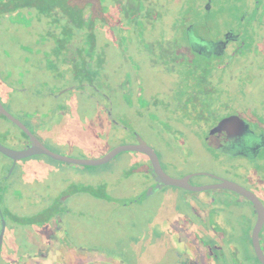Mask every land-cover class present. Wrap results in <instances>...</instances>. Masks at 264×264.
I'll return each instance as SVG.
<instances>
[{
    "label": "rangeland",
    "instance_id": "374dc122",
    "mask_svg": "<svg viewBox=\"0 0 264 264\" xmlns=\"http://www.w3.org/2000/svg\"><path fill=\"white\" fill-rule=\"evenodd\" d=\"M134 2L154 16L152 28L138 11L127 22L132 34L102 35L110 44L106 60H78L77 41L65 60H51L39 46L21 47L33 41L32 31L0 26L4 103L32 129L40 124L37 131L58 154L99 159L141 137L171 176L215 174L264 202V141L248 156L223 154L208 141L211 130L234 115L264 138V0ZM226 34L237 40L224 53L195 49ZM94 81L96 87L82 85ZM24 137L0 115L1 143L21 150ZM149 161L136 151L99 166L37 155L11 171V160L0 153L6 222L0 264H260L251 242L255 211L247 199L226 189L157 185ZM212 181L202 174L191 183ZM261 244L264 249V229Z\"/></svg>",
    "mask_w": 264,
    "mask_h": 264
},
{
    "label": "trees",
    "instance_id": "16d2710c",
    "mask_svg": "<svg viewBox=\"0 0 264 264\" xmlns=\"http://www.w3.org/2000/svg\"><path fill=\"white\" fill-rule=\"evenodd\" d=\"M128 8L132 10L131 14L127 11ZM138 11L139 8L134 0H0V26L5 32L12 30L11 25L32 31L30 36L32 39L33 36L35 37L33 41L24 40L21 47L26 51L28 48L36 49L39 46L37 49L39 54L45 56L47 54L46 57L51 60L56 58L65 60L71 45L77 41L74 50L77 59L91 62V60H106L104 52L110 44L108 40L104 41L103 37L105 40L109 37L111 40H116V35L120 38L132 34L130 32L132 28H129L127 22L129 17H135ZM139 12L141 16L145 14L143 16L147 20L146 27L151 29L150 20L154 16L149 9L144 8ZM133 34H136V31ZM131 41L134 43L135 38L133 37ZM164 50L165 56L168 57V50L166 48ZM119 82L122 83L121 80ZM94 84L95 81L91 84L82 83L96 87ZM0 217L4 218L2 210Z\"/></svg>",
    "mask_w": 264,
    "mask_h": 264
},
{
    "label": "water",
    "instance_id": "95a60500",
    "mask_svg": "<svg viewBox=\"0 0 264 264\" xmlns=\"http://www.w3.org/2000/svg\"><path fill=\"white\" fill-rule=\"evenodd\" d=\"M0 112L7 116L9 119H11L13 122H15L30 138V145L21 150L9 148L0 142V152L14 161L13 167L15 166L18 160L37 155H45L57 161L68 162L77 165L99 166L111 162L122 152L136 151L144 153L148 156L154 173L157 175L163 185L179 187L192 192H199L210 189H226L247 198L249 201L252 202L257 213V219L252 231V245L258 260L261 262V264H264V250L261 244V232L264 229V203L262 199L251 189L237 182L227 180L223 177H219L215 174H210L206 172H195L182 177H173L168 174L164 169L157 151L141 137L139 138V141L135 144H120L114 147L112 150H110L108 153H106L103 157L99 159H82L61 155L53 151L49 146H47L43 141H41L29 129L26 124H24L21 120H19L12 113H10L3 105L1 99ZM249 132H252V130L245 119L236 115L228 116L227 118L221 120L220 123L214 129L211 130L210 136L208 137V141L212 145H214L215 148L226 150L227 148L233 146L231 144V140L234 136L246 135ZM262 141H264V138ZM202 174H208L210 176L218 178L220 179V182L203 186H195L190 182V179L192 177ZM2 221V229L0 231V252L3 246L4 234L6 231L5 219L3 218Z\"/></svg>",
    "mask_w": 264,
    "mask_h": 264
},
{
    "label": "flooded vegetation",
    "instance_id": "af4514ba",
    "mask_svg": "<svg viewBox=\"0 0 264 264\" xmlns=\"http://www.w3.org/2000/svg\"><path fill=\"white\" fill-rule=\"evenodd\" d=\"M234 40V41H233ZM237 40V37H236V35H234V34H226L225 36H223V38L221 39V40H217V41H213V42H203L202 41V43L201 44H197L196 43V45H195V49L196 50H199V51H204V52H213V50H217L218 52H220V53H224V52H226L227 51V49L230 47V45H232L235 41ZM72 91V90H71ZM2 92H1V86H0V99H1V101H2V103H3V105L5 106V108L10 112V113H12L15 117H17L19 120H21L24 124H26L28 127H29V129L41 140V141H43L45 144H46V142L44 141V139H43V137L40 135V133H39V130L37 131V128H38V126L40 127V124L39 125H37L38 123H36V122H38V121H36V120H38L37 118H36V120H34V122L36 123L34 126H36L37 128H36V130L35 129H32L31 128V126L28 124V122L26 121V120H24V119H22L21 117H19L17 114H15V113H13L11 110H9L8 109V107L6 106V104L4 103V101H3V99H2V94H1ZM65 93V92H64ZM64 93H60L59 95H56L55 96V94H53L52 96L53 97H55V98H59V97H62L63 96V94ZM72 104V102H70L69 100H68V104ZM62 111V109H56V111ZM0 115L1 116H3L4 118H6L11 124H13V125H15L16 127H18L19 129H21L15 122H13L11 119H9L7 116H5L4 114H2L1 112H0ZM215 128V127H214ZM213 128V129H214ZM22 130V129H21ZM23 131V130H22ZM23 133H24V135H25V137L23 138V139H21L20 141L23 143V145H24V148H26V147H28L29 145H30V138H29V136L23 131ZM249 138L248 140L250 141V143H247V142H242V140H243V138ZM263 136L262 135H257V134H255L254 132H249L248 134H246V135H242V136H234L233 137V139L231 140L232 142H231V144L233 145L232 147H230V148H227L226 150H222V149H217L216 148V150H218L219 152H222L223 154H226V155H232V154H236L237 153V151H239V152H241V153H244V155L246 154V156H248V155H251V154H253V153H256L257 151H258V149H259V147L263 144ZM3 144V143H2ZM47 145V144H46ZM48 146V145H47ZM234 150H236L235 152H234ZM1 153V152H0ZM229 153V154H228ZM4 155V154H3ZM5 156V155H4ZM5 157H7V156H5ZM8 159H10L11 160V162H12V166H11V169H12V167H13V165H14V161L11 159V158H9V157H7ZM20 160H18L17 161V163L15 164V166L13 167V169H12V171L14 170V168L16 167V165L18 164V162H19ZM149 172L151 173V175L153 176V179L155 180V183L157 184V185H161V186H163V184L160 182V180H159V178L157 177V175L154 173V171H153V168H152V165H150V167H149ZM218 176V175H217ZM213 177V176H212ZM219 177H221V176H219ZM193 178V177H192ZM192 178L190 179V182H191V180H192ZM216 182H220V179H218V178H215V177H213V181H212V183H216ZM186 190V189H185ZM252 190V189H251ZM189 191V190H188ZM252 191H254V190H252ZM255 192V191H254ZM256 193V192H255ZM257 194V193H256ZM240 195V194H239ZM258 195V194H257ZM259 197H260V195H258ZM243 197V196H242ZM243 198H245V197H243ZM261 198V197H260ZM245 199H247V198H245ZM262 199V198H261ZM248 200V199H247ZM263 201V200H262ZM250 203L252 204V202L250 201ZM264 203V202H263ZM253 205V204H252ZM253 207H254V205H253ZM0 211H1V207H0ZM254 211H255V217H256V219H257V213H256V209H255V207H254ZM256 222V221H255ZM252 231H253V228H252ZM218 234L221 236V235H223V233L222 232H220V231H218ZM251 238H252V235H251ZM215 247V246H214ZM212 248L213 247H211V250H212ZM254 249V248H253ZM264 250V249H263ZM65 251V250H64ZM254 253H255V251H254ZM207 255V254H206ZM255 256H256V253H255ZM211 257H212V259H214L215 258V256L214 255H211ZM257 258V257H256ZM181 261V260H180ZM259 261V260H258ZM259 263L261 264V262L259 261Z\"/></svg>",
    "mask_w": 264,
    "mask_h": 264
}]
</instances>
